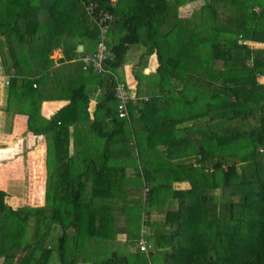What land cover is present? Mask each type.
I'll list each match as a JSON object with an SVG mask.
<instances>
[{"label": "trees", "instance_id": "1", "mask_svg": "<svg viewBox=\"0 0 264 264\" xmlns=\"http://www.w3.org/2000/svg\"><path fill=\"white\" fill-rule=\"evenodd\" d=\"M88 1L112 17L104 62L111 74L82 68L97 40ZM196 1L0 0L3 110L25 116L27 132L45 139L44 204L13 208L0 190V264H264V0H200L198 24L178 17ZM24 9H35L27 29ZM238 33L263 50L253 53ZM153 35L162 42L147 48L157 51L161 81L202 71L193 76L204 78L200 91L187 80L178 91L181 109H158L155 95L133 97L117 71L129 47ZM57 49L63 57L55 64ZM116 79L129 92L125 111ZM96 88L103 98L91 119ZM56 100L68 104L43 117L42 103ZM181 117L193 123L179 128ZM174 182L189 188L174 190ZM127 211L139 219L135 226ZM155 212L163 218L154 220ZM142 222L148 255L137 245Z\"/></svg>", "mask_w": 264, "mask_h": 264}, {"label": "crops", "instance_id": "2", "mask_svg": "<svg viewBox=\"0 0 264 264\" xmlns=\"http://www.w3.org/2000/svg\"><path fill=\"white\" fill-rule=\"evenodd\" d=\"M114 2L113 0H111ZM15 9H13L14 11ZM187 11V9H178V17L188 19L186 17V14L184 13ZM35 9H24L23 11V20L22 23L23 29H27V17L29 20L32 19L34 16ZM27 16V17H26ZM163 21V20H160ZM173 26V24H172ZM159 29V26L157 27V30ZM162 42V41H161ZM160 40L156 35L152 36V40L148 42V44L140 43V44H134L129 47L128 51L126 52L123 60L122 66L117 68V71L122 81L128 85V89L130 94L133 97H146L148 98L150 96H154L158 98L157 106L158 109H161L162 111H170L174 109H181L183 107L180 106L179 102L175 101H169L164 97V91L168 90H175L179 91L181 88H184L186 84V80H183V82H178L177 87L175 86L174 76L171 75V78L168 80H160L156 74L157 68L159 67L158 59H157V51L156 49L147 48L148 45L155 46L156 44L161 43ZM76 42H71V44H75ZM79 47H81L80 51H83L84 49L88 48V43H85L83 45L76 43L77 51H79ZM91 48V46H89ZM93 49V46H92ZM148 49L151 50L150 53H147ZM70 53V51H68ZM54 59L55 64L57 61L62 59V53L59 49L55 50L53 52V55L51 56ZM81 58L80 55H77L74 59H72L70 62H65L67 64L78 61ZM58 61V62H59ZM64 63V64H65ZM69 77L73 79L75 82H77V76L76 74H72ZM199 78V77H198ZM86 83L85 81H83ZM188 83V81H187ZM8 84V77L2 72V69L0 67V144H3L4 146L0 145V153L7 149L9 147V142L12 139H15L16 142L13 146L21 144V153H25L26 150L30 149V151H38L41 150L44 155V161H45V139L43 136H34L27 132L26 130V117L23 115H9L6 114L3 110V107L6 103L7 98V85ZM91 88H93V85H90ZM103 98L102 90L99 88H96L94 91H92L89 104H88V112L90 115V118H93V113L95 111V107L97 102H99ZM68 104V101L66 100H56V101H46L43 102L41 105V114L43 117L49 119L51 116H53L58 110L63 108ZM136 103H133V107H139L142 105H135ZM160 119H157L154 117V121L156 122L157 128H158V121ZM163 121L169 122V118L167 115L162 117ZM200 118L197 120V123L200 124ZM193 123V121L189 117H185L179 120L178 127L183 126H189ZM198 124V125H199ZM198 139L201 138V135H195ZM168 140H171L168 137ZM7 144V145H6ZM19 147V148H20ZM44 169H45V163H44ZM45 173V172H44ZM130 173L129 175H132ZM45 180V175H44ZM14 181L13 183L10 182L11 187V193L14 195H7L6 198H9V201L11 202L13 199H16L17 196L14 194L15 189L17 188L18 181L17 180H11ZM177 186H187L184 187V189H188L189 185L187 182H174L172 184V189L178 190ZM7 188V186H6ZM128 188V186H127ZM182 189V190H184ZM1 191H4V189L0 188ZM6 190V189H5ZM16 196V197H15ZM42 206V205H41ZM58 229V227H55V231ZM57 237V236H56ZM121 240H118L120 243H125V236L120 237ZM123 240V241H122ZM124 252H128L129 248H124ZM155 253V251H154ZM150 263V261H149ZM160 264V260L157 259L155 261V264ZM150 264H154V261L151 260Z\"/></svg>", "mask_w": 264, "mask_h": 264}, {"label": "rangeland", "instance_id": "3", "mask_svg": "<svg viewBox=\"0 0 264 264\" xmlns=\"http://www.w3.org/2000/svg\"><path fill=\"white\" fill-rule=\"evenodd\" d=\"M113 1L115 2L116 0H113ZM200 8H201V3H200V0H198L194 3L187 2L186 5L181 7L180 9H187V11L184 12L186 14V17L191 20L197 21L196 24H198V17H200V14H201V12L199 11ZM254 11L259 12L260 8L255 7ZM236 36H237V40L239 38L240 43L245 44V45H250L252 47L253 53L255 51L263 50L262 44H257L252 41H243V39H241L242 35L239 33ZM184 73L185 72L183 71H180V72L177 71V76L179 78L174 77V81L176 85L178 84V82H183L182 80H183ZM201 74H202V71H198L197 75H201ZM191 75L192 76L185 79L188 81L187 84H191V88L193 90L195 89V87L193 86L195 84H198L197 89L198 91H200L201 85L202 87L205 85L204 78H201V76L199 78L193 77V76H197L196 74H191ZM210 79L211 81H213L214 77L210 76ZM163 93H164V97L167 100L177 102L178 91L168 90V91H164ZM224 96L225 95L214 94L213 98H218L221 101H225V99L223 98ZM15 142H16L15 139L10 140V142L8 143L9 147L0 153V188L4 189V192L7 195L9 196L13 195L10 191L12 187L10 185V182L13 183L14 181H10V179L11 180L15 179L18 181L17 188L15 189V192H14L17 198L13 199L11 202L9 201L8 204H10V206L13 208L40 207L41 205L44 204V181H45L44 180V175H45L44 155L41 150H38L36 152V151H30V149H28L25 151L24 154L20 156V153L22 152L21 151L22 149L20 147L21 144L13 146ZM0 145L4 146L3 144H0ZM168 152L169 151H163V154L167 155ZM172 156L173 155H169L168 157H172ZM191 159H194V157ZM129 163L131 165L134 164L133 162H130V161ZM189 163H192V162H189ZM177 187H178V190H182L184 189V187H187V186H177ZM113 208L118 209L120 208V206L114 205ZM133 215H134L133 211L131 213L127 211V216L125 219H126V222L129 220H132L135 226V224L137 223V220L139 221V219L135 217V220H134ZM162 215H164L163 212L160 214L155 212L153 214V219L154 220L162 219L163 218ZM219 215L220 214H218L217 217H219ZM54 227L56 226L54 225ZM120 228H121V225H119V229ZM132 228L134 229L133 226ZM129 230H130V226H129ZM115 231H117V229H115ZM139 231H140V235L144 234V237L148 233L146 224L144 222H142L139 228ZM55 232H56V235L55 233L54 235L58 236L60 234V229L58 228ZM53 240L54 238L52 237L48 243L52 244ZM117 240H121V238L118 237ZM98 243H100L104 247L108 246L107 242L103 239H99ZM160 264H161V261H160Z\"/></svg>", "mask_w": 264, "mask_h": 264}, {"label": "built area", "instance_id": "4", "mask_svg": "<svg viewBox=\"0 0 264 264\" xmlns=\"http://www.w3.org/2000/svg\"><path fill=\"white\" fill-rule=\"evenodd\" d=\"M83 9L86 17L95 25L97 29L95 50L91 54L84 55L80 59L83 64V69L86 70L91 67L96 74H111V72L104 66V62L110 58V53L105 44V35L109 29L112 17L107 12H103L99 6L92 1L84 2ZM114 93L116 98L121 101L120 109L125 111V104L129 98V92L125 88V84L120 81H116ZM146 193L147 189L144 190L143 195H146ZM137 245L140 252L148 255L150 246L148 241L145 239L144 234L140 235Z\"/></svg>", "mask_w": 264, "mask_h": 264}, {"label": "bare ground", "instance_id": "5", "mask_svg": "<svg viewBox=\"0 0 264 264\" xmlns=\"http://www.w3.org/2000/svg\"><path fill=\"white\" fill-rule=\"evenodd\" d=\"M104 66H106V64L104 63ZM82 68H83V64H82ZM107 69V68H106ZM108 70V69H107ZM110 71V70H109ZM117 81H119L118 79H116ZM121 82V81H120ZM126 88V86H125ZM127 89V88H126Z\"/></svg>", "mask_w": 264, "mask_h": 264}, {"label": "water", "instance_id": "6", "mask_svg": "<svg viewBox=\"0 0 264 264\" xmlns=\"http://www.w3.org/2000/svg\"><path fill=\"white\" fill-rule=\"evenodd\" d=\"M78 49H79V51H80L81 47H79Z\"/></svg>", "mask_w": 264, "mask_h": 264}, {"label": "clouds", "instance_id": "7", "mask_svg": "<svg viewBox=\"0 0 264 264\" xmlns=\"http://www.w3.org/2000/svg\"><path fill=\"white\" fill-rule=\"evenodd\" d=\"M140 238V237H139ZM146 239V238H145Z\"/></svg>", "mask_w": 264, "mask_h": 264}]
</instances>
